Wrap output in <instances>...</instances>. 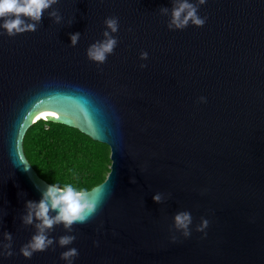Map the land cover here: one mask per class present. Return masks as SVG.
<instances>
[{
    "label": "water",
    "instance_id": "95a60500",
    "mask_svg": "<svg viewBox=\"0 0 264 264\" xmlns=\"http://www.w3.org/2000/svg\"><path fill=\"white\" fill-rule=\"evenodd\" d=\"M54 7L60 24L45 12L35 31L0 35V239L11 233L13 251L0 264H64L55 243L31 259L19 254L34 233L20 220L25 201L49 183L23 149L39 120L110 149L105 179L87 190L102 201L96 215L50 233L76 236L74 264H264V0H207L206 23L183 30H168L159 12L171 0ZM109 16L119 19L118 44L98 66L85 50ZM184 210L193 227L209 220L207 235L172 242V217Z\"/></svg>",
    "mask_w": 264,
    "mask_h": 264
},
{
    "label": "clouds",
    "instance_id": "9594fccd",
    "mask_svg": "<svg viewBox=\"0 0 264 264\" xmlns=\"http://www.w3.org/2000/svg\"><path fill=\"white\" fill-rule=\"evenodd\" d=\"M206 2L207 0H171V7H161L159 12L168 17L166 24L168 30H183L189 25L202 27L206 23L207 16H201L199 8ZM58 3L59 0H0V35L12 37L35 31L45 12L54 24H60L63 17L54 7ZM72 22V20L67 21L69 25ZM103 24L105 30L101 33L102 39L94 41L85 50L86 58L98 66L106 61L118 44L115 36L119 30L118 17H106ZM80 35L79 32L69 35L70 47L77 45ZM147 58L148 53L141 51L139 59L144 61ZM139 67L143 69L146 65L141 63ZM197 102L206 103V97H198ZM130 182L134 183L135 180ZM165 199V195L161 192H156L152 196V200L157 204L163 203ZM101 203L99 198L91 197L86 189L73 183L54 181L45 184L38 201H25L24 213L20 216V220L23 225L31 226L34 233L21 245L19 254L25 259H31L34 253L48 250L55 243L57 247L66 248L60 253L59 259L64 261V264H74L78 250L68 246L73 243L76 236L65 234L54 238L50 233L57 225H62L66 233H72V226L87 223L96 215ZM208 225L209 220L201 217L200 223L193 227L191 213L187 210L178 211L172 217L169 239L176 242L177 233L186 239L192 231L206 236L205 230ZM97 243L93 241V246ZM12 255V235L4 231L0 239V258Z\"/></svg>",
    "mask_w": 264,
    "mask_h": 264
},
{
    "label": "trees",
    "instance_id": "16d2710c",
    "mask_svg": "<svg viewBox=\"0 0 264 264\" xmlns=\"http://www.w3.org/2000/svg\"><path fill=\"white\" fill-rule=\"evenodd\" d=\"M24 153L47 182L73 183L86 190L102 182L110 165V149L77 128L52 121L31 124L23 137Z\"/></svg>",
    "mask_w": 264,
    "mask_h": 264
},
{
    "label": "bare ground",
    "instance_id": "6f19581e",
    "mask_svg": "<svg viewBox=\"0 0 264 264\" xmlns=\"http://www.w3.org/2000/svg\"><path fill=\"white\" fill-rule=\"evenodd\" d=\"M39 116H41V114L33 113V114L30 115V118L31 119H35V118H38Z\"/></svg>",
    "mask_w": 264,
    "mask_h": 264
}]
</instances>
